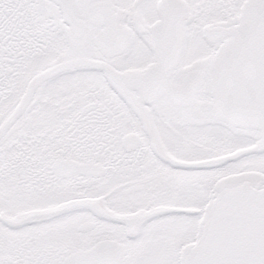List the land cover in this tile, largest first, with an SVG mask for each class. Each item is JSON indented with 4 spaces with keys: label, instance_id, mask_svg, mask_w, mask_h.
<instances>
[{
    "label": "snow or ice",
    "instance_id": "6c2138e0",
    "mask_svg": "<svg viewBox=\"0 0 264 264\" xmlns=\"http://www.w3.org/2000/svg\"><path fill=\"white\" fill-rule=\"evenodd\" d=\"M0 264H264V0H0Z\"/></svg>",
    "mask_w": 264,
    "mask_h": 264
}]
</instances>
